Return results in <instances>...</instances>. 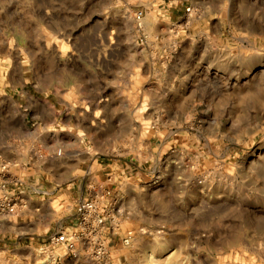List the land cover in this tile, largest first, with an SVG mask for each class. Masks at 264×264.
<instances>
[{"label": "rangeland", "instance_id": "1", "mask_svg": "<svg viewBox=\"0 0 264 264\" xmlns=\"http://www.w3.org/2000/svg\"><path fill=\"white\" fill-rule=\"evenodd\" d=\"M4 197L0 264H264V0H0Z\"/></svg>", "mask_w": 264, "mask_h": 264}, {"label": "built area", "instance_id": "2", "mask_svg": "<svg viewBox=\"0 0 264 264\" xmlns=\"http://www.w3.org/2000/svg\"><path fill=\"white\" fill-rule=\"evenodd\" d=\"M2 204V205H1ZM0 204V210L6 213H13L14 204L6 197L3 198L2 203ZM104 212L100 213L97 210L96 201L94 199H84L81 200L75 212V225L79 228V235L85 234L94 235L96 231L104 224L105 221ZM50 240L53 242H63L64 237L60 235H52ZM65 246L70 251L73 250L72 240L67 239Z\"/></svg>", "mask_w": 264, "mask_h": 264}, {"label": "crops", "instance_id": "3", "mask_svg": "<svg viewBox=\"0 0 264 264\" xmlns=\"http://www.w3.org/2000/svg\"><path fill=\"white\" fill-rule=\"evenodd\" d=\"M51 158H54V157H53V156H51V157H50V159H51ZM51 160H52V159H51Z\"/></svg>", "mask_w": 264, "mask_h": 264}, {"label": "bare ground", "instance_id": "4", "mask_svg": "<svg viewBox=\"0 0 264 264\" xmlns=\"http://www.w3.org/2000/svg\"><path fill=\"white\" fill-rule=\"evenodd\" d=\"M167 117V116H166Z\"/></svg>", "mask_w": 264, "mask_h": 264}]
</instances>
